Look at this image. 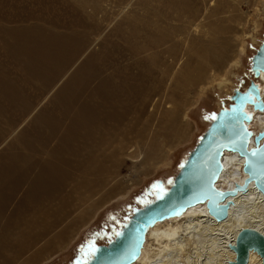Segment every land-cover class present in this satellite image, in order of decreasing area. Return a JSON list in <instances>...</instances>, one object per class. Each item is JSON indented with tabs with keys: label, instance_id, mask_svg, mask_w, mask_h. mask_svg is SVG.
Wrapping results in <instances>:
<instances>
[{
	"label": "rangeland",
	"instance_id": "rangeland-1",
	"mask_svg": "<svg viewBox=\"0 0 264 264\" xmlns=\"http://www.w3.org/2000/svg\"><path fill=\"white\" fill-rule=\"evenodd\" d=\"M99 2L101 10L89 6ZM12 29L79 35L83 49L52 77L27 72L10 46ZM263 33L264 0H0V79L8 84L0 88V172L14 149L27 151L48 135L44 151L56 144L64 124L49 134L44 119L69 120L77 104L65 108L56 92L89 54L98 74L84 97L112 74L107 89L125 100L119 119L100 123V142L82 146L81 156L91 151L104 169L94 184L86 185L88 175L79 170L60 189L26 205L21 199L33 172L7 187L12 194L0 220L10 231L0 264H78L93 243L106 242L134 206L168 186L233 87L247 85L249 58ZM157 38L166 43L142 50ZM135 60L142 75L124 83L128 73L120 66L130 62L128 71H134ZM150 60L159 62L153 73L145 66ZM129 82L138 87L124 90Z\"/></svg>",
	"mask_w": 264,
	"mask_h": 264
},
{
	"label": "bare ground",
	"instance_id": "bare-ground-1",
	"mask_svg": "<svg viewBox=\"0 0 264 264\" xmlns=\"http://www.w3.org/2000/svg\"><path fill=\"white\" fill-rule=\"evenodd\" d=\"M102 5V2L97 3L96 6L89 4L94 10L103 9ZM40 32L41 30L20 29L16 31L12 29L10 46L17 49L16 58L22 59L23 70L33 73L47 72L48 77H52L82 51V40L79 35L74 38L51 34L40 35ZM170 36H172L170 33L166 34L165 41ZM165 41L163 38H157L151 46H143L142 50H154L163 46ZM243 50L242 44L240 51ZM164 51L162 49L158 53H164ZM218 53L217 51L213 52L216 63L218 62ZM19 55L23 57H19ZM93 55L91 53L86 56L75 73L56 92L55 97L65 108L77 104L75 110L69 115V120L50 121L44 119L49 126V134L60 128V123L64 124L60 128L56 144L44 151L51 141L48 135L36 145L29 144L26 148L27 151L14 149L10 162L3 166L0 172V213L6 200L12 194V191L7 190V187L19 185L21 180L32 172L33 176L28 183L29 186L21 199V203L25 205L31 200L41 201L53 189L58 187L60 189L79 170L88 175L86 179L88 186L96 182L97 175L103 174L104 169L101 162L95 161V156L91 151H87L84 156H81L82 146L100 142L102 133L99 128L100 123L105 120L106 125L109 126V121L114 120L115 122L119 119L124 113L120 103L125 104V100H122L117 91L112 93L110 89H107V83H111L112 74H107L110 78L98 79V87L84 97L89 83L91 84L97 78ZM223 58L226 59V56L223 55ZM234 61L238 63V58H235ZM129 63L120 66L119 69L122 73H128V76L123 78L124 83L128 82L129 77L135 78V76L142 75L138 70L136 60L131 65L137 71L135 69L128 71ZM158 65L159 62L155 60L145 62L150 73H153L156 69L155 66ZM52 69L54 74H52ZM257 77H259L260 93L264 99V70L260 71ZM137 87V83L129 82L124 90ZM0 88L8 89V84L1 79ZM141 88L143 87L140 85ZM7 97L10 102L14 101L13 96L7 94ZM246 108L253 112L248 126L253 131L262 128L264 126V111L253 109L251 104H247ZM40 115L39 113L36 118ZM107 126L104 131H107ZM7 150H12V144L8 146ZM243 159V156L237 151L224 149L221 156L223 169L215 181V185L227 188L232 187L235 182H241L246 175L242 169ZM92 162H94L93 165H90ZM35 166L36 170H34ZM228 198L233 203L229 206L228 213L223 219H216L211 215L205 202L202 201L189 205L180 215L156 221L149 226L146 232L140 254L129 264H194L197 261L203 264H230L229 260L234 258L235 252L228 243L234 241L236 233L241 227L252 226L264 233V196L251 181L246 190L238 191ZM9 231L10 227L6 222L0 220V249L8 245ZM246 264H264V261L256 251L250 250Z\"/></svg>",
	"mask_w": 264,
	"mask_h": 264
},
{
	"label": "water",
	"instance_id": "water-1",
	"mask_svg": "<svg viewBox=\"0 0 264 264\" xmlns=\"http://www.w3.org/2000/svg\"><path fill=\"white\" fill-rule=\"evenodd\" d=\"M249 60V82L245 87L239 83L233 87L228 95L229 102L222 103L212 114L168 186L134 206L112 236L106 242L93 243L89 254L78 264L131 263L140 254L150 225L180 215L186 207L198 202H205L211 215L223 219L233 203L228 196L246 190L251 181L264 196V126L253 131L248 126L253 112L246 108L251 104L253 109L264 111V99L254 79L264 70V33ZM224 149L243 156L242 169L246 173L241 182L227 188L215 185L223 169L221 156ZM228 245L235 252L230 264H246L250 250L256 251L264 261V233L255 227H241ZM194 264L203 263L197 261Z\"/></svg>",
	"mask_w": 264,
	"mask_h": 264
},
{
	"label": "flooded vegetation",
	"instance_id": "flooded-vegetation-1",
	"mask_svg": "<svg viewBox=\"0 0 264 264\" xmlns=\"http://www.w3.org/2000/svg\"><path fill=\"white\" fill-rule=\"evenodd\" d=\"M257 79L259 78V77H256Z\"/></svg>",
	"mask_w": 264,
	"mask_h": 264
},
{
	"label": "snow or ice",
	"instance_id": "snow-or-ice-1",
	"mask_svg": "<svg viewBox=\"0 0 264 264\" xmlns=\"http://www.w3.org/2000/svg\"><path fill=\"white\" fill-rule=\"evenodd\" d=\"M117 235H119V233Z\"/></svg>",
	"mask_w": 264,
	"mask_h": 264
}]
</instances>
